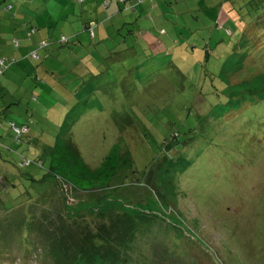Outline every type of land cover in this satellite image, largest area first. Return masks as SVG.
Instances as JSON below:
<instances>
[{"label": "rangeland", "instance_id": "374dc122", "mask_svg": "<svg viewBox=\"0 0 264 264\" xmlns=\"http://www.w3.org/2000/svg\"><path fill=\"white\" fill-rule=\"evenodd\" d=\"M44 2L52 38L79 43L40 51L39 84L0 95V164L13 174L0 264H264V0H151L139 18L117 11L133 0ZM96 13L93 39L83 23ZM125 54L157 64L129 70ZM10 122L30 129L20 144ZM64 123L90 167L113 145L132 167L72 196L43 156Z\"/></svg>", "mask_w": 264, "mask_h": 264}, {"label": "trees", "instance_id": "16d2710c", "mask_svg": "<svg viewBox=\"0 0 264 264\" xmlns=\"http://www.w3.org/2000/svg\"><path fill=\"white\" fill-rule=\"evenodd\" d=\"M23 0H19V5L17 4L18 2L16 0H0V19H1V14H4L6 16H16V14L18 13V11L20 10V6L21 5H25L24 2H22ZM29 1V0H28ZM126 0H123V3ZM134 2H136L135 0H133ZM148 1L151 0H138V2L134 3L133 5L130 4V6L132 7H121V5H117V11L119 13H124L125 15H132L130 14V12L134 13L135 15H137V17L139 18V12H136V7L138 6V9L141 8V10H145L143 4L146 2L148 3ZM32 0L29 1V3H31ZM73 3L75 4H83L85 2V0H72ZM139 4V5H137ZM18 5V6H17ZM30 5V4H29ZM135 5V6H134ZM137 5V6H136ZM142 5V6H140ZM127 6V5H125ZM135 8H134V7ZM103 7L106 9L107 7H109L108 4H103ZM140 7V8H139ZM28 6L25 8L27 9ZM24 9V11H25ZM24 11H22L21 13H23ZM115 14V12H113V15ZM49 18V17H48ZM142 19L144 20L145 17H142ZM46 25H43V23H41L40 25L37 24H30L27 23V25H29L28 27H25L23 29L24 33L27 34L28 36L31 35H35L37 33V31H39L41 34L44 33L43 31H48L49 32V27L51 25V22L48 24V20L46 19ZM125 24H128V22H126ZM131 24V23H130ZM41 26V27H38ZM54 26V24H53ZM95 26H87V24H84V29L89 31V35L90 37H92L94 39V37H96V34L94 33L95 30ZM42 27H46L47 29H44ZM53 28V27H52ZM145 28V27H144ZM142 28V36L144 35H148L147 29ZM56 29V27H55ZM141 30V29H140ZM118 31V29H117ZM106 34L107 31L105 30ZM73 36H70L69 34V38H67L64 35H61V37L55 38V40L52 38L51 34L48 37V40H37V41H32V44L30 46V48L25 51V53H23V55H16V51H19V40L17 39H13L11 38L9 41H11L12 39V46H13V54L11 56H2L0 55V78L3 77L4 73H6L7 71H11L14 68L16 69L18 66H20V62H22V68L19 69V72H24L25 74H28V72H26V68L29 66V68L32 69V71H36L38 68H40L41 65V53L43 51H57L56 47L54 48V46L57 45V47H60L62 45H69L70 43L74 44L76 42L79 43V39L77 37V34H72ZM71 37L73 39H75V41L71 40ZM33 38V37H32ZM195 40V39H194ZM71 41V42H70ZM160 42V41H159ZM158 42V43H159ZM56 43V45H54ZM141 43L143 44V47H145V49L142 48V51L145 52L146 48H147V43L146 41H141ZM197 44V41H196ZM199 44V43H198ZM197 47L201 46V43L198 45ZM81 45V44H80ZM97 45L96 43L94 44V46ZM80 47L85 48L84 45H81ZM113 49V48H112ZM152 50V49H151ZM41 51V53H39ZM114 51V49L112 50ZM151 52H149L150 54ZM147 54V52H146ZM50 55V54H49ZM148 55L146 56L147 59L142 60H132L131 61H127L126 63L122 62L124 67H126V65L128 66L129 70H136L138 67H140L142 64L143 65H148V67H153V65H156L157 62L154 61V59H149ZM146 60H148V63H144ZM25 62V64H24ZM121 65H119L120 67ZM118 67V66H117ZM118 67V68H119ZM118 68L116 70H118ZM22 70V71H21ZM43 77L42 75V71L36 76V78L33 80V82L31 84H33L35 87L39 84L40 82V76ZM51 76V73H50ZM41 85L43 84L42 82L40 83ZM14 102H16V100H14ZM82 105L86 102H81ZM10 104V103H8ZM77 106V104L75 106H73V108H75ZM84 115V113H82V116ZM26 116L32 121L33 120V116L32 113L31 115H29V111L27 110ZM68 117V115H66ZM65 116V120H67V117ZM78 120V117L75 118L73 122H76ZM0 127H2L1 122H0ZM65 123L60 126V131L58 132L56 138H55V142L53 145L48 146L46 148L43 149V156L49 158V165L47 168V176H51L53 178V180L58 183L59 186L63 187V185H67V187L71 188V195L73 196V193L75 191V194H86L87 192H92L98 188H109L110 184L112 183V181H114L117 177L118 174L120 172V170L124 169L125 167H132V163L131 160L129 159V151L128 150H124L122 153L120 151V153L118 152V149H116V147H114V145L111 147L110 151L102 158L101 162L99 163V165L95 168L90 167L86 161L84 160L82 153L80 152V150L78 149L76 143L73 141L72 137L70 136V134L66 133V138H62L61 135L63 132L62 129L65 128ZM69 128V127H68ZM15 129L17 130H21V129H26V131L23 133H19L17 131H15ZM0 130H2L0 128ZM9 130L10 132H12L15 136V141L20 144L21 138L23 136H27L29 134V127L26 123H20L17 124L15 122H10L9 123ZM59 130V129H58ZM68 134V136H67ZM64 136V135H62ZM119 145V144H118ZM117 145V146H118ZM22 157V156H21ZM41 162V160H40ZM28 164V161L26 159V157H22L21 161H19V166L20 167H24L25 165ZM43 165V163H41ZM134 173H136L135 170H133ZM61 189V188H60ZM114 191V189H113ZM113 191H109L108 196L110 195V193L112 194ZM65 198H67L65 196ZM96 199V198H94ZM93 199V200H94ZM105 200V199H104ZM104 200H97V204L101 205L102 202H104ZM87 202L83 203L84 205H86ZM81 213H83V211H79ZM34 256V255H32ZM31 256V257H32Z\"/></svg>", "mask_w": 264, "mask_h": 264}, {"label": "crops", "instance_id": "0c3cea01", "mask_svg": "<svg viewBox=\"0 0 264 264\" xmlns=\"http://www.w3.org/2000/svg\"><path fill=\"white\" fill-rule=\"evenodd\" d=\"M16 1L18 2L17 4L19 5V0H16ZM29 1L28 0L22 1V2H24L25 5L20 6V8H19L20 10L16 14V16L10 17V16H6L4 14H1V19H0V55L6 57V56H11L13 54L12 53L13 52V50H12L13 46L11 45L13 42L12 41L13 39L19 40V51H16V55H23V53H25V51H27L30 48L32 41L35 42L39 39L40 40L41 39L42 40H45V39L48 40V37L50 35V32H48V31H43L44 33H42V34L39 31H37V33L35 35H31V36H28L23 31V29L25 27L29 26V25H27V23H30L32 25L33 24L40 25L41 23H43V25H46L45 24L47 22L46 19L48 20V24L50 22H52V20H53V17L49 14V12L46 13V15H45L44 12L40 11V13H39V11H38V8H39L38 5L41 6L43 4L44 8L47 7L48 4L46 2H44V0H32L31 3H29ZM38 1H40L41 4H39ZM48 1L52 2V0H48ZM27 6H28V8L25 9ZM24 9H25V11H24ZM111 10L113 11V6H111ZM22 11H24V12L21 13ZM98 18H99V15L97 13H96L95 17H93V16L89 17V15H88L86 18V21L83 24H87V26H89V25L93 26V25H95V22L98 21ZM38 27H41V26H38ZM42 28L47 29L46 27H42ZM140 31H142V28H141V30H139L137 32L138 39L140 38V35H139ZM142 34H141V36H142ZM70 36H73V35L70 34ZM145 36H147V35H144V37ZM11 38H13V39L11 41H9ZM95 38L96 37H94V39ZM147 46H150V45L147 43ZM130 51H132L133 58H136V55L138 54L137 51L135 49H132ZM127 57H128V55L125 54L124 58L121 59V61L124 62ZM145 59H147V58L145 57L142 60H145ZM132 60H133L132 58L128 59V61H131V62H132ZM24 64H25V62H24ZM22 65H23L22 62H20V66H18L19 69L22 68ZM18 67L16 69L14 68L13 70H11L9 72L7 71L6 73H4L3 77L0 78V95L2 93H5L6 92L5 89L9 86H11V85L18 86V85L24 83L25 82L24 80L27 77L28 78L26 81L30 80L32 83L33 80L36 78V76L41 71L42 72L46 71V69H44L42 67L38 68L36 71H32V69L29 68V66H28L26 68V72H28V74H25L24 72H19ZM14 97H15L14 95H12L10 97V98H12L10 100H13V102H14ZM10 100H8L7 102L10 103ZM0 104H3V101H1ZM6 104L2 109H0V111L2 110L1 114H3V116H5V113H6V110H5ZM70 112H71V110H70ZM49 115H50V117H53V118H57V116H58L57 112L53 109L49 110ZM1 131H3V130H0V132ZM0 161H2L1 155H0ZM6 171L3 170V167L0 164V191L9 189V186L13 185V184L9 183V178L11 176H13V174L10 173L7 168H6ZM6 174H9L11 176L8 177V176H6Z\"/></svg>", "mask_w": 264, "mask_h": 264}, {"label": "built area", "instance_id": "2783aa9c", "mask_svg": "<svg viewBox=\"0 0 264 264\" xmlns=\"http://www.w3.org/2000/svg\"><path fill=\"white\" fill-rule=\"evenodd\" d=\"M15 131H17V132H19V133H21V132H25L26 131V129H21V130H17V129H15ZM35 264V263H34Z\"/></svg>", "mask_w": 264, "mask_h": 264}]
</instances>
